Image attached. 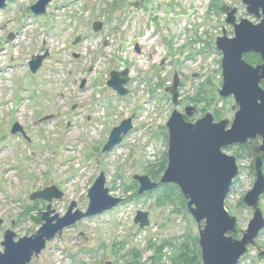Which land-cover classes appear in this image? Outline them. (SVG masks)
I'll use <instances>...</instances> for the list:
<instances>
[{
	"label": "rangeland",
	"instance_id": "obj_1",
	"mask_svg": "<svg viewBox=\"0 0 264 264\" xmlns=\"http://www.w3.org/2000/svg\"><path fill=\"white\" fill-rule=\"evenodd\" d=\"M37 1L8 0L0 10V252L6 231L19 239L41 227L47 204L31 201L33 193L54 186L63 194L52 203L56 214L65 216L73 202L85 212L101 172L109 195L122 203L64 229L30 264H145L151 247L163 241L190 236L198 243L187 200L175 185L169 194L159 185L167 165L165 125L174 109L184 115L188 106L195 109L185 117L191 123L207 113L214 122L233 120V97L218 95L222 57L215 48L222 31L233 36L221 11L228 0H52L43 16H34L30 7ZM229 1L236 2V22H259L241 0ZM96 22L103 24L97 33ZM45 54L31 73L29 61ZM125 69L129 82L121 97L107 81ZM175 75L177 107L166 92ZM129 118L131 132L103 154L111 130ZM14 124L24 136L11 135ZM223 152L238 168L225 208L240 239L253 216L243 199L255 182V158L237 145ZM135 175L159 186L138 195ZM258 207L264 219V196ZM139 211L149 216L144 229L133 223ZM258 249L264 250V229L239 264H264ZM162 264H169L167 257Z\"/></svg>",
	"mask_w": 264,
	"mask_h": 264
},
{
	"label": "water",
	"instance_id": "obj_2",
	"mask_svg": "<svg viewBox=\"0 0 264 264\" xmlns=\"http://www.w3.org/2000/svg\"><path fill=\"white\" fill-rule=\"evenodd\" d=\"M8 0H0V10ZM52 0H38L30 7L34 16H43ZM246 13L259 20L253 24L246 19H236V10L223 7L226 13L225 24L232 27L233 36H222L215 40V48L221 54L222 85L218 91L220 98L233 97L237 111L233 120L214 122L207 113L194 123L186 121L193 116L195 109L185 107L184 115L174 109L168 121L167 128V165L159 184L175 185L187 200V209L198 229V247L201 264H239L249 247L256 246V239L264 229V219L258 207L264 196V175L262 165L264 160V0H241ZM103 24H93V31L99 32ZM12 36L8 37L11 40ZM77 38L73 45L80 42ZM256 54L261 63L251 66L244 56ZM47 57L33 56L28 66L31 73H36L43 60ZM129 82L128 70L111 72L107 86L119 96L126 95L124 85ZM179 81L173 77L172 86L166 89L172 97L174 107L179 105L177 92ZM83 84L81 85V88ZM132 130V118L126 119L113 128L109 134L102 153H110L120 146L123 138ZM22 134L24 131L14 124L11 135ZM259 139L260 144L254 152L255 182L250 192L243 199L245 206L253 211L241 238L235 239L236 218L230 216L225 208V200L230 193L234 180L238 175L235 158L223 152L230 146H244L249 141ZM133 180L138 184V195L157 188L158 183L152 182L147 176L135 175ZM106 179L101 172L88 190V206L85 212L76 210L73 202L68 207L65 216L60 217L51 208L54 201L63 198L62 192L52 186L35 192L31 201L46 202L42 213L41 227L30 237L16 239L10 230L3 236L0 252V264H30L45 249L46 244L64 229L90 217L101 215L119 206L123 199L109 195L105 187ZM133 223L139 229L149 226L148 213H136ZM2 221L0 220V226ZM258 256L264 259V250L258 249Z\"/></svg>",
	"mask_w": 264,
	"mask_h": 264
},
{
	"label": "trees",
	"instance_id": "obj_3",
	"mask_svg": "<svg viewBox=\"0 0 264 264\" xmlns=\"http://www.w3.org/2000/svg\"><path fill=\"white\" fill-rule=\"evenodd\" d=\"M223 7L224 6L221 7V11H223L222 10ZM244 60L249 64L250 63L260 64L261 61L260 57L256 54L245 55ZM256 145H257V140L256 141L253 140V141H249L244 146H238V145L237 146L242 150H245V152H247V154L250 155V157L256 158L257 154L254 152ZM163 165L165 166V162H163ZM157 178L159 177L155 176L154 180H156ZM161 187L164 188V191L167 194L171 193L172 191L171 184L162 185ZM166 198L167 196L165 197V199ZM150 250H152V256L147 259L148 263L146 262L145 264H162L163 258L166 257L169 264H200L201 263L198 243H196L190 236L173 238L170 240L163 241L158 246L151 247ZM134 257H137L138 259V252L134 253Z\"/></svg>",
	"mask_w": 264,
	"mask_h": 264
},
{
	"label": "built area",
	"instance_id": "obj_4",
	"mask_svg": "<svg viewBox=\"0 0 264 264\" xmlns=\"http://www.w3.org/2000/svg\"><path fill=\"white\" fill-rule=\"evenodd\" d=\"M224 2H225V1H224ZM239 2H240V0H239ZM226 3H227V5H226V4H225V5L228 6V8L230 7V9L236 7V4H235L236 2H233V1L231 2V1L228 0V2H226ZM241 3H242V2H241ZM236 12H237V11H236Z\"/></svg>",
	"mask_w": 264,
	"mask_h": 264
},
{
	"label": "bare ground",
	"instance_id": "obj_5",
	"mask_svg": "<svg viewBox=\"0 0 264 264\" xmlns=\"http://www.w3.org/2000/svg\"><path fill=\"white\" fill-rule=\"evenodd\" d=\"M32 29H30V28H27L26 30H25V32H29V31H31ZM24 32V33H25ZM2 80V79H1ZM30 83V82H29ZM28 91V93H30V91L31 90H27ZM144 111V110H143ZM146 111V110H145ZM150 111V108H148V110H147V112H149Z\"/></svg>",
	"mask_w": 264,
	"mask_h": 264
},
{
	"label": "flooded vegetation",
	"instance_id": "obj_6",
	"mask_svg": "<svg viewBox=\"0 0 264 264\" xmlns=\"http://www.w3.org/2000/svg\"><path fill=\"white\" fill-rule=\"evenodd\" d=\"M259 65V64H258ZM257 66V65H256Z\"/></svg>",
	"mask_w": 264,
	"mask_h": 264
}]
</instances>
